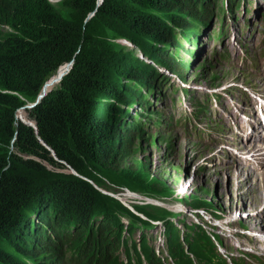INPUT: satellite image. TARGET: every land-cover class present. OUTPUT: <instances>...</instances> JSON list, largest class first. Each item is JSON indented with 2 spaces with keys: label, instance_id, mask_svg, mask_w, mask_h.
Segmentation results:
<instances>
[{
  "label": "trees",
  "instance_id": "16d2710c",
  "mask_svg": "<svg viewBox=\"0 0 264 264\" xmlns=\"http://www.w3.org/2000/svg\"><path fill=\"white\" fill-rule=\"evenodd\" d=\"M65 1L72 9V25L56 12L52 0H0V264H43L40 260L47 253L44 262L49 264H228L199 224L183 221L185 229L179 235L166 219L170 211L141 210L146 218L161 220L162 245L155 251L148 230L156 225L116 204L118 215L123 212L138 221L136 226L129 220L124 225L98 190L101 178L113 183L107 170L119 159L120 136L144 130L146 117L152 116L150 129L159 125L161 111L154 107L155 113L146 114L147 103L155 105L152 88L167 83L159 68L183 77V68L191 63L178 59L181 38L190 41L200 17L207 19L200 20L206 29L213 6L221 7L223 14L226 0L220 6L210 0L207 8L203 0H102L98 5L97 0ZM241 1L228 0V10L239 8ZM145 3L147 11L142 10ZM112 22L118 27L113 29ZM120 27L126 31L119 32ZM108 29L113 31L110 36ZM219 34L223 32L218 30L215 40ZM107 37L119 51L115 64L105 57L116 53L111 47L102 53L89 45L107 43ZM122 38L136 44L151 62H141L144 58L139 59L134 49L124 50L117 41ZM70 60L73 65L60 83L27 110L36 134L15 117V110L25 100L32 101L42 83ZM97 93L111 100L103 116L95 110ZM135 102L140 111L130 115L131 125L122 129L118 121L126 118L121 114ZM128 138L130 142L132 136ZM61 169H72L79 176ZM104 204L107 209L100 208ZM139 223L142 238L137 245L127 236ZM122 249L124 259L117 254Z\"/></svg>",
  "mask_w": 264,
  "mask_h": 264
},
{
  "label": "rangeland",
  "instance_id": "374dc122",
  "mask_svg": "<svg viewBox=\"0 0 264 264\" xmlns=\"http://www.w3.org/2000/svg\"><path fill=\"white\" fill-rule=\"evenodd\" d=\"M203 1L207 3L205 6L207 8L209 0ZM216 2L218 5L220 4V0H216ZM200 4L198 2L197 5ZM53 5L63 19L69 24L74 23L72 9L67 6L66 1L55 0ZM213 9L216 10L215 5ZM142 10L147 11L146 3ZM93 14L94 11L89 12L85 21L90 19ZM234 16V19L226 18L222 21V28L225 31L222 42H216L214 39L219 27V13L216 12L211 15L209 26L197 37L198 42L194 47L192 61L190 59L191 65L189 69H183L182 79L184 84L189 87L187 92L183 90L185 87L180 85L179 78L181 77L176 72V74H172L171 71H162L159 68V75L161 76L163 73L167 84L163 87L154 86L152 88L151 93L155 95L152 101L155 104L153 107L162 112L160 119L163 116L168 118L176 113L180 123L171 129L157 127L150 129L149 125L152 124V116H150L146 117L144 121L146 124L144 130L138 128L134 132L121 135L117 143L119 159H116L112 168L107 170L111 171L113 183L100 177L103 180L102 188H97L102 194L101 198L113 211L116 210V204H120L134 216L146 219L156 225L153 229L148 230V235L151 236L149 243L154 246L155 251H157L158 245H162L158 238L163 231L161 220L148 219L141 210L150 213L154 211L159 214H163L165 210L170 211L169 217L166 216V219L176 226L179 235L185 229L183 221L195 222L194 215L198 214L196 208L201 213L202 209H207L212 213L215 211L218 214H224L226 217L227 214L234 217L239 213V222L235 221V223L245 225L261 236L251 238L246 234L242 235L243 233L231 234L221 231L220 236L224 247L235 257L245 254L243 263L237 261L238 264H264V251L254 250L247 246L248 244L250 247L264 246V153H262L264 148L256 154L258 155L256 157L260 159L252 156V152L245 148L246 143L249 147L251 143L255 142L251 141L250 143V141L248 142L249 138H246L250 132L249 126L253 121L252 117L255 116V110L259 108L258 102L252 95V90L259 89L260 91L257 92L264 94V0H244V5L235 10ZM200 18L198 20L201 28L206 21L202 17ZM200 20L205 22H200ZM118 25L117 22H112L113 29ZM120 28L121 30H117L122 33L125 28ZM111 33L113 31L107 32L109 36ZM134 33L137 34V32ZM109 41L110 39L107 37V43L93 41V45L91 43L89 45L92 48L96 47L102 53L111 47L116 55L107 54L105 57L110 64H115L116 56H120L119 51L117 46L112 47ZM117 41L121 47L127 46V49L124 50L134 49L135 55L142 60L143 56L140 50L137 47H132L128 39L122 38ZM183 47L186 51L178 53V57L189 60L190 54L187 50L193 49V44L186 43ZM124 59L126 60L125 57ZM144 60L145 58L141 62ZM73 62L74 60L72 65ZM93 62L94 60H92ZM164 62L169 64L166 58ZM62 67L59 69L61 70ZM115 72L112 73L115 74ZM119 80H121L120 77ZM215 94L221 96L220 100L223 101L224 106L214 99ZM94 98L97 101L96 113L103 116L108 109L107 104L111 100L100 97L98 93ZM209 98L211 99L208 102L210 108L207 114L208 120L212 122L219 120L224 124V127L211 128L207 125L208 120L202 119L195 128L194 120H192V112L195 108L193 101L197 99L200 103L205 104ZM116 104L118 105V103ZM137 104L138 102H135L124 114L120 112L122 113L121 117L126 118V120L118 121L122 129H127L131 125L129 116L138 110ZM19 109L15 110L16 118L25 120L20 116L17 117ZM24 113L27 115L26 110ZM146 114H150V112ZM27 118L31 120L28 115ZM128 136H132L130 142ZM222 144L229 145L232 150L220 152L219 147ZM214 146L217 149L213 148ZM8 147L12 150L14 145L10 143ZM240 148V152L235 154L234 150L237 151ZM212 150L217 154L214 159L207 160L208 153ZM237 163L242 166H236ZM60 171L77 174L71 169H61ZM258 175H260L259 179ZM104 207L106 208L105 204L100 206V208ZM119 212L116 210L117 215ZM119 215L124 225H127L128 220L132 219L123 212ZM198 215L200 216V214ZM183 218L184 220H181ZM201 218L203 219L202 216H200V220ZM259 219L262 220L263 226L259 223ZM135 220L136 218L131 220L134 225L138 223ZM98 221L96 220V222ZM225 227L222 226V228ZM140 230H142V225L139 223L136 230L130 232L127 239L133 240L138 245L142 238L139 235ZM218 231L220 232V230ZM3 246L5 245L1 244V247ZM241 248L251 251L246 252ZM161 249L163 248L161 247ZM117 254L121 255L123 259L125 258L123 249L119 250ZM49 255L50 253H47L46 258L40 261L43 264H49L44 262ZM24 256L29 260L28 254L25 253ZM232 260L236 264L234 258ZM54 262L50 264H55L56 262ZM32 263L36 264L37 262L30 261V264Z\"/></svg>",
  "mask_w": 264,
  "mask_h": 264
},
{
  "label": "water",
  "instance_id": "95a60500",
  "mask_svg": "<svg viewBox=\"0 0 264 264\" xmlns=\"http://www.w3.org/2000/svg\"><path fill=\"white\" fill-rule=\"evenodd\" d=\"M52 1H55V0H52ZM101 1H102V0H97V4H99ZM72 61H73V60H70V61H68V62L63 63L64 65H63V67H62L61 70L59 69V68L61 67V65H60V66L54 71V73H53L51 76H49V77H48V78L42 83V85H41L39 91L36 93L34 99H33L32 101L25 100L24 104L21 105V106H19L18 108L23 109L24 111L26 110V112H27V110H29V109H31L32 107H34L35 105H37V104L41 101V99H42L44 96H46V94H47L48 92H50L52 89H54V87L57 86V85L60 83V81L62 80V78H63V77L69 72V70H70L71 67H72ZM59 70H60V71H59ZM54 84H55V85H54ZM27 115H28V114H27ZM15 117H16V116H15ZM19 120H20L21 122H23V123H25V124H27V125L33 127V128L35 129V133L37 134L36 125H35L34 121H31V120H29V121H25V120H23V119H19ZM15 134H16V133H15ZM37 136H38V135H37ZM14 141H15V137L12 138V142H11L12 145H14V144H13ZM40 141H41V143H42L43 145H45V146L47 147V149L51 152V155L53 156V158L56 159L53 150H52L50 147H48V146H47V145H46L41 139H40ZM71 170H72V169H71ZM73 171H74V170H73ZM74 172H75V171H74ZM76 175H78V174H76Z\"/></svg>",
  "mask_w": 264,
  "mask_h": 264
},
{
  "label": "bare ground",
  "instance_id": "6f19581e",
  "mask_svg": "<svg viewBox=\"0 0 264 264\" xmlns=\"http://www.w3.org/2000/svg\"><path fill=\"white\" fill-rule=\"evenodd\" d=\"M210 1V0H209ZM209 1H207L208 3H209ZM205 3V2H204ZM203 6V5H202ZM208 7V6H207ZM231 7V6H230ZM221 8V7H220ZM219 8V9H220ZM223 8V7H222ZM201 9V8H200ZM231 11V10H230ZM209 18V17H208ZM206 21H207V19H206ZM201 22V21H200ZM194 29H196L195 27H194ZM193 29V30H194ZM191 30V29H190ZM184 32V31H183ZM185 33V32H184ZM177 34V33H176ZM181 34H182V32H181ZM191 34V33H190ZM174 37H176V36H174ZM187 38V37H186ZM173 39H176V38H173ZM188 39V38H187ZM177 40V39H176ZM175 40V41H176ZM179 40V39H178ZM171 41V40H170ZM172 42V41H171ZM177 42V41H176ZM198 42V41H197ZM215 42V41H214ZM126 43H129V42H126ZM165 43V42H164ZM178 43V42H177ZM129 44H131L132 45V47H137V45L136 44H134V43H129ZM179 44V43H178ZM174 45V44H173ZM177 46V45H176ZM123 47L124 48H126L127 49V46L125 47V45H123ZM177 49V48H176ZM174 50H175V48H174ZM173 50V51H174ZM140 53H141V51H140ZM174 53V52H173ZM142 54V53H141ZM143 56V55H142ZM136 57V56H135ZM180 57V56H179ZM144 58V57H143ZM177 58V57H176ZM143 61V60H142ZM145 63V62H144ZM64 65V64H63ZM62 67V66H61ZM62 69V68H61ZM60 71V70H59ZM158 77V76H157ZM165 82V81H164ZM55 85V84H54ZM259 90V89H258ZM257 90V91H258ZM260 91V90H259ZM158 99H160V97H158ZM155 102H157V101H155ZM147 105L149 106L148 107V109L147 110H149L150 111V114H153V113H151V111H154V113H155V108L153 107V106H151V105H149L148 103H147ZM137 106H138V110L137 111H140V105L139 104H137ZM153 107V108H152ZM125 110V109H124ZM251 110V109H250ZM20 112H22V113H24V111L23 110H21V109H19V111H18V116L17 117H21V115H20ZM147 113V112H146ZM26 117H27V115H26ZM24 118L26 121H28V119L27 118ZM140 133V132H139ZM251 143V142H250ZM247 144V143H246ZM252 145H251V150L252 151H256V150H259V149H261L263 146H264V143H262V142H253V143H251ZM243 145V144H242ZM213 148H216L215 146L213 147ZM245 148H247V147H245ZM217 149V148H216ZM244 149V148H243ZM239 150H241V148L239 149ZM260 151V150H259ZM251 152V151H250ZM251 155L253 156L254 154H252L251 153ZM249 156H250V153H249ZM254 157L256 158V156L254 155ZM261 157V156H260ZM249 158V157H248ZM260 159V158H259ZM257 160V159H256ZM262 162V161H261ZM262 164H263V162H262ZM237 165H241L240 163H237L236 164V166ZM233 166V165H232ZM242 166V165H241ZM240 167V166H239ZM250 167V166H249ZM255 168V167H254ZM263 168V167H262ZM232 169V168H231ZM250 169V168H249ZM234 171V170H233ZM244 171V170H243ZM245 171H246V169H245ZM250 171V170H249ZM254 171V170H253ZM198 172V171H197ZM214 172V171H213ZM237 172V171H236ZM260 172V171H259ZM263 172V171H262ZM199 173V172H198ZM231 173V172H230ZM239 173V172H238ZM241 173H242V171H241ZM255 173V172H254ZM254 173H252V174H254ZM259 174V173H258ZM221 175H222V173H221ZM255 175H256V173H255ZM263 175V174H262ZM259 177H258V179L260 178V175H258ZM244 178V177H243ZM257 178V177H256ZM263 178V177H262ZM254 179V178H253ZM238 180V179H237ZM236 181V180H235ZM247 182V181H246ZM239 184V183H238ZM242 191V190H241ZM245 192V191H244ZM149 203V202H148ZM241 210H242V208H241ZM263 211H264V206H263ZM147 214H150V212L148 213L147 212ZM147 214H145V215H147ZM157 214V213H156ZM148 216V215H147ZM154 220V219H153ZM250 220V219H249ZM131 221V220H130ZM262 220L261 219H259V223L262 225ZM148 223V222H147ZM144 224H146V223H144ZM150 224V223H149ZM143 226V225H142ZM263 226V225H262ZM145 227V226H144ZM149 228V227H148ZM148 230V229H147ZM141 245V244H140ZM66 246V245H65ZM153 248V247H152ZM67 255V254H66Z\"/></svg>",
  "mask_w": 264,
  "mask_h": 264
}]
</instances>
